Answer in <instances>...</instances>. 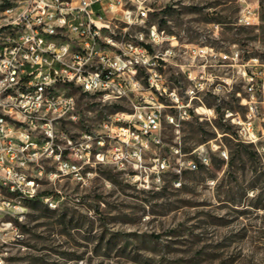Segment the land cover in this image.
Wrapping results in <instances>:
<instances>
[{
  "label": "built area",
  "instance_id": "2783aa9c",
  "mask_svg": "<svg viewBox=\"0 0 264 264\" xmlns=\"http://www.w3.org/2000/svg\"><path fill=\"white\" fill-rule=\"evenodd\" d=\"M134 2L135 9H127L125 0H0V212L19 214L15 191L50 202V193H39L42 181L71 168L80 178V167L64 159L68 150L86 163L94 155V164L143 169V155L161 143L164 126L177 131L196 116L211 122L217 110L207 107L203 96L229 92L235 82L207 70L217 56L240 81L243 109H223L221 120L236 128V141L264 151V61L239 49L225 53L181 44L165 29H153L151 21L142 22V14H153L155 0ZM239 22L259 24L256 9L245 6ZM171 69L187 78L185 89L168 79ZM194 77H202L201 87H194ZM3 89H10V97H2ZM72 90L105 103H130L131 112L112 119L109 148L102 135L82 132L78 142L70 136L69 127L80 121ZM51 119H59V127H50ZM210 150L228 159L223 145L211 141ZM195 152L176 165L167 157L154 159L153 182L160 184L161 174L172 170L173 186L181 187L185 170L210 165L205 144ZM9 233L17 236L14 224L0 221V240Z\"/></svg>",
  "mask_w": 264,
  "mask_h": 264
},
{
  "label": "rangeland",
  "instance_id": "374dc122",
  "mask_svg": "<svg viewBox=\"0 0 264 264\" xmlns=\"http://www.w3.org/2000/svg\"><path fill=\"white\" fill-rule=\"evenodd\" d=\"M151 5L150 21L181 44L225 53L239 49L264 61V0H155ZM247 5L256 9L259 24L239 22ZM219 64L217 56L207 70L235 82L229 92L203 96L207 107L216 108V118L196 116L177 131L164 126L161 143L143 155L145 168L94 164V155L86 163V157L69 156L68 150L64 159L80 167V178L71 168L65 176L42 181L39 193H50V202L22 201L16 217H4L18 234L0 240V264H264V151L236 141V128L221 120L223 109H243L237 98L240 81L232 68ZM167 77L181 89L189 84L176 69ZM71 93L80 115L69 127L72 139L78 142L82 132H92L104 136V149L109 148L112 119L131 112L130 103ZM211 141L223 145L227 160L210 150ZM203 144L209 166L185 170L179 188L172 184V170L161 174L160 184L153 182L154 159L167 157L176 165L179 158L195 157Z\"/></svg>",
  "mask_w": 264,
  "mask_h": 264
},
{
  "label": "bare ground",
  "instance_id": "6f19581e",
  "mask_svg": "<svg viewBox=\"0 0 264 264\" xmlns=\"http://www.w3.org/2000/svg\"><path fill=\"white\" fill-rule=\"evenodd\" d=\"M125 6L127 9H135V2L134 0H125ZM150 14H142V22H150L149 19ZM153 29H160L158 25L153 23ZM202 84V77H194V87H201ZM2 97H10V89H3L2 90ZM50 127H59V119H51L50 120ZM15 198L16 201H33L38 198V196L30 193L28 191H15ZM16 217V215H10L9 211H2L0 212V221H4V217ZM6 223H12L11 221H6ZM14 229L17 228L14 226Z\"/></svg>",
  "mask_w": 264,
  "mask_h": 264
},
{
  "label": "trees",
  "instance_id": "16d2710c",
  "mask_svg": "<svg viewBox=\"0 0 264 264\" xmlns=\"http://www.w3.org/2000/svg\"><path fill=\"white\" fill-rule=\"evenodd\" d=\"M161 27V26H160ZM162 28V27H161ZM243 145V144H242ZM244 146H247V145H244ZM34 201V200H33ZM28 202H32V201H28Z\"/></svg>",
  "mask_w": 264,
  "mask_h": 264
}]
</instances>
